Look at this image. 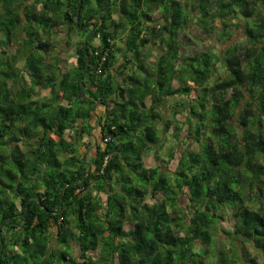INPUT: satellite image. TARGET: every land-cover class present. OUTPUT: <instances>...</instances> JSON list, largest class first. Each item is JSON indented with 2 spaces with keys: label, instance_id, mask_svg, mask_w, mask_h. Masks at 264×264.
<instances>
[{
  "label": "trees",
  "instance_id": "16d2710c",
  "mask_svg": "<svg viewBox=\"0 0 264 264\" xmlns=\"http://www.w3.org/2000/svg\"><path fill=\"white\" fill-rule=\"evenodd\" d=\"M0 10V264H244L246 245L264 256V0ZM91 24L73 66L48 60L51 38L65 30L70 46ZM186 30L219 49L183 55ZM38 87L47 102L33 99Z\"/></svg>",
  "mask_w": 264,
  "mask_h": 264
},
{
  "label": "rangeland",
  "instance_id": "374dc122",
  "mask_svg": "<svg viewBox=\"0 0 264 264\" xmlns=\"http://www.w3.org/2000/svg\"><path fill=\"white\" fill-rule=\"evenodd\" d=\"M1 11V10H0ZM159 17V13H155L154 14V18H158ZM63 26H59L57 27L58 29L62 28ZM65 32V30H64ZM62 32L60 34H57V37H53L51 38L54 41V44H56V49L54 48L53 52H51V57L50 59H48L49 61H52L55 57L57 58L59 55H61L60 60H59V66L61 68V70H65L66 66H73L74 65V46L73 44H75V42H77L79 39H84L86 38L87 34L85 35V31L82 30L80 32L78 31H70V35H69V40H71L70 46H66L65 44H63L62 39H65V33ZM44 37H46V35L43 33L41 34ZM181 36V51H183V55H192L194 53L203 51V50H207V48L214 47L215 50H218L220 45L216 42L212 40V37L205 39L206 37H204V41L199 40V39H195L193 38V36H198L202 35L200 31L196 32L194 30H192V32H189V30L183 31L180 34ZM237 33H234V36H236ZM210 43V44H209ZM209 44V45H208ZM11 53L15 52V47H11L9 50ZM212 51L210 50L208 53H211ZM157 55V51L153 50L151 58L149 59L150 61H153L154 58ZM15 66H17L20 70H21V74L24 76L25 81L28 82L30 80L29 76L27 75V73L23 70V59L20 56H17L16 58V62H15ZM221 66L220 64H216V66L214 67L213 73L214 76H221ZM192 95H194V91L192 92ZM33 99L37 100L38 104L41 102H47L48 100L45 99L46 97H48V89H42L40 87L37 88V92L36 94L32 95ZM14 132L16 134H18L19 132L17 130H14ZM31 141V140H30ZM28 141V142H30ZM81 142V140L79 141V143ZM30 144V145H29ZM28 145L31 146L32 141L29 143ZM19 146L21 148V150L25 151L24 149H26V151H28L29 146L26 147V143L24 141V139L20 140L19 142ZM4 150L5 154H8V148H1ZM160 149V148H159ZM158 149V150H159ZM163 148H161V150H159V152L162 151ZM164 151V149H163ZM180 151V150H179ZM144 163L146 166H150L153 163H155V160L152 159V156L148 155L145 160ZM176 164V158L175 160L169 162V164L165 163L162 165V169H168L170 168L171 170L174 169V166ZM4 183L7 184V180L5 179L3 181ZM148 201H151V199H147ZM186 198L185 196L180 197V203L183 204L185 203ZM219 225L223 226L224 229H229L232 228L233 225V218L231 216L230 213L225 212L222 214V217L220 218L219 221ZM226 238V235L222 232H220L219 235V240H222ZM224 243V242H222ZM245 250L247 251V260L244 262V264H263L264 263V256L257 250L253 249L251 246L246 245ZM214 255H218L217 254V249H215L213 251ZM209 257H211L209 255ZM216 259V257H214ZM251 259H253V261L251 262ZM12 258H9L10 264H12ZM21 261V260H20ZM17 264H25V261L19 262Z\"/></svg>",
  "mask_w": 264,
  "mask_h": 264
},
{
  "label": "water",
  "instance_id": "95a60500",
  "mask_svg": "<svg viewBox=\"0 0 264 264\" xmlns=\"http://www.w3.org/2000/svg\"><path fill=\"white\" fill-rule=\"evenodd\" d=\"M90 26H91V29H90L89 33L87 34V36H86V38H85V40H84V44L86 43V41L89 40V38H90V36H91V34H92V32H93V25L91 24ZM87 65H88V62H87V64H86L85 70H86V68H87ZM85 70L82 72V75H84ZM80 86H81V88H83V82H82V81L80 82ZM96 103H97V102H96ZM35 198L38 199L39 196H38V195H35ZM26 212H27V211H24V212L22 213V215H25ZM1 250H2V246H0V253H1Z\"/></svg>",
  "mask_w": 264,
  "mask_h": 264
},
{
  "label": "crops",
  "instance_id": "0c3cea01",
  "mask_svg": "<svg viewBox=\"0 0 264 264\" xmlns=\"http://www.w3.org/2000/svg\"><path fill=\"white\" fill-rule=\"evenodd\" d=\"M120 45H121V44H120ZM93 131H94V132H96V131H97V125H96V127H95V128H92V129H91V132H93Z\"/></svg>",
  "mask_w": 264,
  "mask_h": 264
},
{
  "label": "flooded vegetation",
  "instance_id": "af4514ba",
  "mask_svg": "<svg viewBox=\"0 0 264 264\" xmlns=\"http://www.w3.org/2000/svg\"><path fill=\"white\" fill-rule=\"evenodd\" d=\"M86 27H88V25H86Z\"/></svg>",
  "mask_w": 264,
  "mask_h": 264
}]
</instances>
